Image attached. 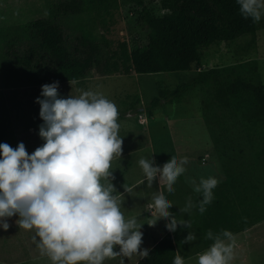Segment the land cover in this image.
<instances>
[{
  "label": "rangeland",
  "instance_id": "1",
  "mask_svg": "<svg viewBox=\"0 0 264 264\" xmlns=\"http://www.w3.org/2000/svg\"><path fill=\"white\" fill-rule=\"evenodd\" d=\"M11 1L0 0V26L15 25L45 15L43 8L33 10L40 7L41 0H23L20 5ZM143 1L154 16H162L166 12L160 0ZM140 8L137 0H94L88 11L68 17L66 23L74 28L84 25L95 37H106L114 44L125 41L128 49L132 50L150 44L148 29L140 20ZM198 53L199 60L192 63L187 71L88 76L78 81L59 83L58 88L59 94L65 98L78 96L84 90L99 91L116 104L120 113L118 122L119 134L123 136V151L121 159L113 161L112 183L115 189L116 179L128 177L127 173L132 169L137 172L134 177H143L138 164L141 157L155 156V162L161 165L172 156L188 157L186 172L174 185L175 192L168 193L167 188H163L173 202L177 216L184 220L197 210L183 214L179 209L184 207L189 196L194 200L199 198V194L193 192V182L199 183L202 177L213 176L220 184L236 176L238 187L253 186L264 195V162L251 158V146L242 126L234 117L223 116L210 102L209 87L193 86L181 94L179 101L162 100L157 107L148 108L153 97H162L182 84H191L199 71L211 67L233 68L264 88V19L257 23L253 34L228 42L216 41L199 48ZM9 81L6 70L0 69V139L15 135L26 150L34 151L43 143L38 136L42 120L39 118V105L35 103L41 85L10 87ZM239 149L243 150L244 157L239 154ZM120 181L127 185L126 179ZM138 197L125 202L128 214L147 213L146 201ZM7 222L10 225L7 231L0 229V264L20 260L24 251L22 240L14 234V216L7 218ZM187 231L195 233L193 228L177 226L181 243L177 246L179 254L200 249L197 239L183 243ZM150 234L144 236V242L148 241ZM235 240V257L231 264H264V221L239 234ZM196 258L185 259V264H196Z\"/></svg>",
  "mask_w": 264,
  "mask_h": 264
},
{
  "label": "clouds",
  "instance_id": "2",
  "mask_svg": "<svg viewBox=\"0 0 264 264\" xmlns=\"http://www.w3.org/2000/svg\"><path fill=\"white\" fill-rule=\"evenodd\" d=\"M240 15L259 23L264 19V0H235ZM59 82L41 85L35 103L39 105L38 136L43 143L31 154L21 142L15 148L0 143V229L10 227L7 218L18 216L19 229L31 231L39 254L50 264H104L107 259L147 257L151 250L141 247L145 227L140 217L126 218L122 194L112 183L113 161L122 157L120 113L103 93L81 91L67 98L58 92ZM188 157L172 156L163 165L155 156L141 157L138 164L149 188L154 182V216L151 226L167 219L165 228L176 232L191 224L169 209L173 202L163 190L175 192L177 179L186 172ZM103 181V182H102ZM219 180L213 176L193 182L194 200L189 196L180 213L193 209L203 214L214 199ZM206 238L212 243L198 254L196 264H231L236 240L228 230ZM187 231L183 243L195 241ZM118 246V250L116 247ZM136 257V256H135ZM173 264H185L178 252Z\"/></svg>",
  "mask_w": 264,
  "mask_h": 264
},
{
  "label": "trees",
  "instance_id": "3",
  "mask_svg": "<svg viewBox=\"0 0 264 264\" xmlns=\"http://www.w3.org/2000/svg\"><path fill=\"white\" fill-rule=\"evenodd\" d=\"M11 2L20 5L23 0ZM93 3L41 0L40 7L33 10L43 8L45 15L0 26V69L6 70L9 86L72 82L88 76L187 71L199 60V48L216 41H233L257 29V23L240 15L235 0H160L166 10L162 16H154L143 0H137L150 44L129 50L125 41L114 44L106 37H95L84 25L74 28L66 23L68 17L88 11ZM196 85L210 88V102L223 116L240 123L251 146V158L264 162V88L233 68L201 70L191 84L153 97L148 108L157 107L162 100L179 101L183 92ZM0 143L12 148L19 144L14 135L1 138ZM239 154L244 157L242 149ZM169 211L177 215L173 207ZM262 219L264 195L253 186L238 187L234 176L217 185L214 199L203 214L197 210L187 221L200 248H205L212 243L206 238L209 230L215 234L226 229L234 234ZM179 245V234L167 232L150 248V255L136 264H173Z\"/></svg>",
  "mask_w": 264,
  "mask_h": 264
},
{
  "label": "crops",
  "instance_id": "4",
  "mask_svg": "<svg viewBox=\"0 0 264 264\" xmlns=\"http://www.w3.org/2000/svg\"><path fill=\"white\" fill-rule=\"evenodd\" d=\"M10 136H12V135H10ZM178 142H180V140H178ZM27 152L29 154H31L33 152V150H27ZM135 173H137V172L133 171V169H132V171H129L127 173L128 177L123 176L122 178L116 179V181H117L116 191L118 193H121L122 198L124 199L123 203H122V209L121 210L124 212L126 218L129 216L140 217L141 221H143V223L145 224V227L143 229H141L145 233L144 236H147V234L151 233L150 238H147L148 241L147 242L143 241V244L141 246L142 248L147 247L150 249L158 240H160L163 237V235H165V233L169 232L165 228V224L168 221H167V219L161 220L157 223V225L155 227H150L151 226V220L154 216L153 191H156L158 189V184L156 182H154L153 185L151 186V188H149L146 181L143 184L140 183V181L142 180L143 177L137 178V177L133 176ZM120 179H126L127 182H125V183H127V185L122 183L120 181ZM139 190H140V194H137V192ZM147 192L149 193V196L146 195ZM138 196H140V197H138ZM136 197H138L140 200L146 201L147 213L144 214L142 212H138V213L128 214V208H126L125 202L134 201ZM144 215H145V217H143ZM18 218H19L18 216H14V222H15V227H16V230L14 233L16 236L15 235L14 236L18 237L22 240V243L24 245L23 249L25 252L24 251L22 252V257L20 258V260H13L14 262H12L10 264H28V263L34 262V261H40L39 264H50V261L46 257H42L39 254V250L37 249L36 244L33 242V233L31 231H26L22 228L19 229L18 225L16 224V220ZM262 221H264V219L254 223L253 225H251V226H249V227H247V228H245L239 232L234 233L233 234L234 237L238 236L241 233L243 234V233L248 232L251 228H253L254 226H256L258 223H260ZM171 233H173V232H171ZM208 247L200 248V249H198L192 253H187V254L182 253L181 256L184 257V259H189L191 257L194 258V257H197L198 254L205 251ZM114 250H118V246ZM137 257H140V253H134V257H132V258L125 257L124 258L125 264H136L137 261L140 259ZM120 258L121 257L118 256L116 259H107V260H105L104 264H120V260H119Z\"/></svg>",
  "mask_w": 264,
  "mask_h": 264
}]
</instances>
